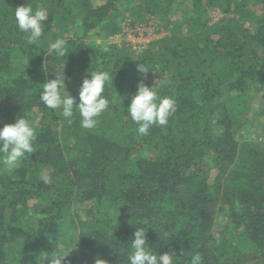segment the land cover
<instances>
[{"label": "trees", "instance_id": "obj_1", "mask_svg": "<svg viewBox=\"0 0 264 264\" xmlns=\"http://www.w3.org/2000/svg\"><path fill=\"white\" fill-rule=\"evenodd\" d=\"M28 4L50 13L39 45L14 20ZM121 9L131 25L156 18L166 35L138 54L85 42L119 33ZM214 10L223 17L210 24ZM58 38L66 55L46 56ZM100 70L113 84L95 128H82L76 110L69 125L40 101L54 71L78 104L82 79ZM141 80L177 104L147 136L126 111ZM257 89L262 95L264 0H0V128L24 116L36 133L33 154L12 170L0 166V264H49L55 252H70L62 264H128L139 227L174 264L196 253L203 264H264V141L239 135L257 113Z\"/></svg>", "mask_w": 264, "mask_h": 264}, {"label": "clouds", "instance_id": "obj_2", "mask_svg": "<svg viewBox=\"0 0 264 264\" xmlns=\"http://www.w3.org/2000/svg\"><path fill=\"white\" fill-rule=\"evenodd\" d=\"M49 16L48 8L42 4H37L35 8L28 4L14 10L15 23L26 35L27 43L30 45H39L45 33V24L42 22L47 21ZM43 52L48 57H64L67 52V42L63 38H58L50 42ZM137 67L141 73H147L143 65L138 64ZM54 72L56 79H49L42 84L40 101L48 109L58 111L69 125L73 123L74 110H76L82 128L88 130L95 128L98 118L110 106L109 98L104 95V91L106 84L110 82L113 84V73L100 70L89 73L90 78L85 76L78 92L79 103L76 104V97L71 96L66 90L64 72ZM158 93V83L149 87L141 80L137 85L136 94L130 97L131 103L126 111L131 120L138 125L136 132L139 136H147L153 126H166L169 118L176 112L175 99L169 96L161 97ZM35 140V129L24 116L17 118L14 124H4L0 128V166L7 170L14 169L20 161L35 152ZM40 178L45 184L51 183L46 173H42ZM215 239L219 242V234ZM69 253L55 252L47 260L49 264H62ZM174 256L176 257L172 252L159 256L153 253L146 242V229L136 228L134 239L130 244L128 264H174ZM95 264H107V261L97 258ZM187 264H203L202 255L200 253L192 255Z\"/></svg>", "mask_w": 264, "mask_h": 264}, {"label": "rangeland", "instance_id": "obj_3", "mask_svg": "<svg viewBox=\"0 0 264 264\" xmlns=\"http://www.w3.org/2000/svg\"><path fill=\"white\" fill-rule=\"evenodd\" d=\"M179 13H177L175 15V17H178ZM223 17V15L221 13H219L217 10H214L210 15H209V19H210V24H214L216 22H218L221 18ZM117 18L119 19V23H118V27L120 28V30L126 28L128 25H130V20L131 18L128 16V14H126L123 9H121L118 13ZM96 33V32H95ZM112 36V35H111ZM108 37H100V35H98V33H96L94 35V32L91 33V36L87 39H85L86 43H92V44H96L98 46H106L109 45L106 43V41H108ZM133 53L138 54L141 52H138L137 50H132ZM257 91V93L259 92V89L254 90ZM261 93V92H260ZM264 92L262 93V95L258 94H254L252 96H254V98L256 97V107H254V109L256 110V114L254 115L253 113H251L248 117V120H251L252 122L249 121L248 124H244L242 125L241 128V132H240V136L242 137L243 141L245 142H255L256 137H258V142H262L264 141V109H263V102H264V98H263ZM251 96V97H252ZM262 96V97H261ZM239 136V137H240ZM222 219V215L220 216V220Z\"/></svg>", "mask_w": 264, "mask_h": 264}, {"label": "built area", "instance_id": "obj_4", "mask_svg": "<svg viewBox=\"0 0 264 264\" xmlns=\"http://www.w3.org/2000/svg\"><path fill=\"white\" fill-rule=\"evenodd\" d=\"M155 19L151 17L146 25L130 24L119 33L110 36L106 43L120 45L130 51L132 49L142 52L150 42L163 38L167 33L161 28L158 29V21L156 22Z\"/></svg>", "mask_w": 264, "mask_h": 264}]
</instances>
